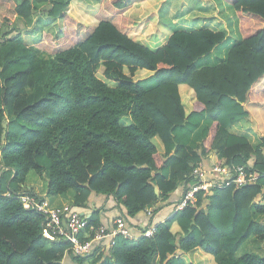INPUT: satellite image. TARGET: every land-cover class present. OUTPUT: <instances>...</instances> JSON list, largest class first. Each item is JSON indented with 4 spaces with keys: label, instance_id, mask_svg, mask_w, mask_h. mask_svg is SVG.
I'll list each match as a JSON object with an SVG mask.
<instances>
[{
    "label": "trees",
    "instance_id": "obj_1",
    "mask_svg": "<svg viewBox=\"0 0 264 264\" xmlns=\"http://www.w3.org/2000/svg\"><path fill=\"white\" fill-rule=\"evenodd\" d=\"M222 1L240 39L202 65L231 37L205 27L147 36L164 0H0V264H57L70 251L46 240L43 217L15 197L35 191L30 173L47 180V197L71 196L75 209L93 193L113 197L127 221L195 184L192 172L206 160L259 178L199 195L153 237H119L110 252L77 263L264 264V255L237 256L251 239L264 243V0ZM20 24H37L35 49ZM244 119L255 123L256 146L229 131ZM204 121L201 142L190 146Z\"/></svg>",
    "mask_w": 264,
    "mask_h": 264
},
{
    "label": "built area",
    "instance_id": "obj_2",
    "mask_svg": "<svg viewBox=\"0 0 264 264\" xmlns=\"http://www.w3.org/2000/svg\"><path fill=\"white\" fill-rule=\"evenodd\" d=\"M248 169L249 167L245 166H211L206 165L205 161L198 164L192 172L196 183L184 187L179 201L173 207L172 215L189 206L197 205L199 195L207 198L213 194L215 189H225L232 185L242 188L255 183L259 177ZM29 187L28 189H31ZM4 195L10 198L13 193L9 191ZM14 195L26 210L34 211L43 217L42 233L44 238L52 242L69 243V253L74 257L93 255L96 245L101 249V253L110 252L119 237L130 241L139 239L131 234L126 220L122 218L115 221L112 229L104 225L94 226L80 213L79 209L73 208L71 204L54 206L47 196L42 197L36 191L25 190V188ZM150 210L146 212H150ZM155 233V226H152L144 229L141 236L151 238ZM82 235L84 239H82ZM106 242L107 244L104 246ZM57 264H64V262L60 261Z\"/></svg>",
    "mask_w": 264,
    "mask_h": 264
},
{
    "label": "crops",
    "instance_id": "obj_3",
    "mask_svg": "<svg viewBox=\"0 0 264 264\" xmlns=\"http://www.w3.org/2000/svg\"><path fill=\"white\" fill-rule=\"evenodd\" d=\"M164 1L165 3L163 4L162 8L169 2V0H164ZM202 1L204 2L207 0H202ZM185 4L186 3L184 2L183 5ZM183 9H187V8L183 7ZM161 10L162 9H160L157 13L158 19H157L156 24L146 29L145 34L147 36L153 35L155 36V38H158L161 36V37L168 39L170 35L173 33V29L175 27H181L183 30L198 29L197 28L198 26H201V27L205 26V23L209 22L208 21L209 18L212 19V17L217 16V14L208 15L200 9V11H202L203 13L200 14L199 12L198 13L195 12L196 15H195V18L193 19H192L193 14H189L184 18H179L175 20L171 16H168L167 14H165L164 17L162 18ZM41 25H44L43 27L47 31L51 32L52 34L56 36L58 35L57 23L47 22L45 20H42ZM24 26H27V25L23 24V27ZM31 27H34V25H31ZM150 30H153V31L150 33ZM23 32L21 34H23ZM235 35H236V38L231 37V40L229 44L227 45L228 46L227 48H229L231 44L235 43L236 41L240 39L239 32L238 33L235 32ZM224 58H225V54H223L222 48L215 49V51L211 55H209L206 58H203L200 64L206 65L207 63H212L213 61L222 60ZM209 125H210L209 121H204L202 127L197 131V134L201 135V132L205 130ZM229 131L235 135L246 136L254 146L258 145L261 142L257 129L255 127V123L250 119H244L240 122L233 124L230 127ZM204 135H205V132L203 134V137ZM155 142L158 145L160 151L164 152V148L160 140L156 139ZM205 163L206 165H210L207 160L205 161ZM41 185H42L41 190L39 188L33 187L32 185H30V187L32 186L33 188H35V191L40 196L45 197L47 196V186L46 188H44L43 187L44 185L43 184ZM184 187L185 185L182 186L176 193L172 194L168 200H166L165 202L159 203L155 208L150 210V212H141L134 218H128L126 222L128 224L131 234L134 237L139 238L142 235V232L144 231V229L148 227L156 226L168 220L169 217L173 213L174 205L179 201L182 195ZM47 199L50 200L52 205L54 206H63V205L72 203L71 196H57V197H50V198L48 197ZM79 211L87 219H90L92 216L98 217L99 225L107 226L110 229L113 228L114 223L117 219L127 214L125 208L122 205L118 204L113 197L97 195L95 193H93L90 196L86 207L79 208ZM261 219L263 218H260V220ZM252 241L253 239H251L249 242H252ZM106 244L107 242L104 244V246ZM101 252H102L101 249L96 245V249L93 251L92 254L96 253L98 255ZM75 258L76 257L72 256L71 254L66 253L62 259V262H64V264H78Z\"/></svg>",
    "mask_w": 264,
    "mask_h": 264
},
{
    "label": "rangeland",
    "instance_id": "obj_4",
    "mask_svg": "<svg viewBox=\"0 0 264 264\" xmlns=\"http://www.w3.org/2000/svg\"><path fill=\"white\" fill-rule=\"evenodd\" d=\"M84 1L88 2V4H91V5H94L97 2V0H84ZM184 2L186 3L185 5H183ZM183 7H186L187 9H183ZM161 9H162L161 15L167 14L168 16H171L175 20L179 18H184L189 14H193L192 15V19H193L195 18L196 13L198 12L200 14L204 12L208 15L217 14V16L212 17V19L209 18L208 20L209 22L205 23V26L203 27L210 28V29L217 30V31H224L232 38L233 37L236 38L235 32L238 33L239 26H238L237 17L235 16V13L233 12V9L230 7V5H228L222 0H213V1L207 0L204 2L202 0H169V2ZM200 9L203 12L200 11ZM203 27L198 26L197 28L202 29ZM36 29L38 30L37 24H34V27H31L30 24L24 27L22 24L19 25L20 32L22 33L23 31H25L23 32V34H21L22 37H24V40L29 45V47L33 49L35 48L32 45H35L40 38V33L38 32L33 33V31ZM152 31L153 30H150V33ZM58 34H59V31H58ZM227 44L228 42L222 44L223 46L219 48V49L222 48L223 54H226V51L228 49ZM39 56L42 57L43 55L39 54ZM142 85L145 89H151L155 87L156 82L152 78V79H149L143 82ZM32 91L33 90L30 89L29 92L31 93ZM196 134L197 133L191 136L192 139L190 140V143H189L190 146L196 147L201 142L202 136L198 134L196 135ZM27 182L29 185H32L35 188H39L40 190L42 189L41 184L44 185L43 186L44 188H46L47 186V180L45 179L43 180L39 175L35 174L34 172L30 173V175L28 176ZM193 183L194 181H190V183L187 186H191ZM200 252L202 253V251ZM194 253H191L189 255L192 259H193L192 255ZM247 253H255L257 255L263 256L264 255V243L258 242L257 240L254 239L253 242H248L246 245H244L243 248L238 252L237 256L240 257L243 254H247ZM194 259L198 260L199 258L197 259V256L195 255Z\"/></svg>",
    "mask_w": 264,
    "mask_h": 264
},
{
    "label": "water",
    "instance_id": "obj_5",
    "mask_svg": "<svg viewBox=\"0 0 264 264\" xmlns=\"http://www.w3.org/2000/svg\"><path fill=\"white\" fill-rule=\"evenodd\" d=\"M159 192H158V190H157V194H158Z\"/></svg>",
    "mask_w": 264,
    "mask_h": 264
}]
</instances>
